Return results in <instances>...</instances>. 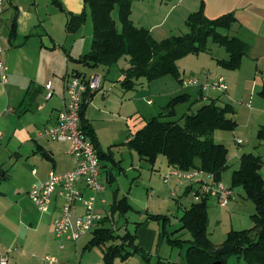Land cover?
Returning <instances> with one entry per match:
<instances>
[{
  "label": "rangeland",
  "instance_id": "obj_1",
  "mask_svg": "<svg viewBox=\"0 0 264 264\" xmlns=\"http://www.w3.org/2000/svg\"><path fill=\"white\" fill-rule=\"evenodd\" d=\"M20 1L27 6L33 3V0ZM57 2L59 5L54 0H37L39 15L42 21L46 22L44 26L53 39L46 37L52 52L47 53L43 62L45 65L48 64V70L53 68L56 70L54 77L58 78L56 82L58 87H61L59 83L61 85L62 74L66 69L69 72L76 70L84 74L86 78L93 73L101 78L102 88L97 91L94 101L90 103L87 118L97 137L98 149L110 153L114 159V162L106 158L101 161V165L106 166V169H110L113 174L111 183L102 180L105 188L102 193L106 202L105 209L110 215L114 202L116 204L123 201L131 207V210L126 211L125 214H119L118 211L112 214L117 232L122 234L125 229L133 232L135 223L147 213L166 217L167 232L169 234L174 232L171 235L173 238L179 237L184 241L181 245H173L164 239L160 251L157 255L151 254L149 262L136 255L126 261L116 260L114 264H156L158 258L167 260L171 264H182L187 241L191 240V236L184 230L177 231L180 228L179 218L184 209H188L197 199L192 193L185 194L184 186H177L174 181L168 183L163 181V176L168 171L163 156H159L151 165L140 160L138 154L126 144L131 134V129H128L129 124L135 131L142 121L146 122L151 117L157 116L167 105V101L160 102L162 96L160 94L157 96L158 100L154 101V107L147 104V98L143 100L135 95L143 90H148L151 94L150 88H154L161 81L147 83L140 79L138 84L141 83V85H137L134 90L125 91L119 80L123 75L121 70L128 67L127 58H121L109 68L87 67L75 62L90 49L92 23L89 8L83 4L82 0H57ZM200 4L201 0H135L132 4L131 20L148 29L155 40H162L172 35L186 33L185 21L188 15L199 8ZM81 11L85 12L83 25L76 32H67L64 24L67 14H79ZM112 16L117 22L115 12ZM250 22L257 25L255 20ZM8 26L9 21H6L2 27L1 35L5 38ZM117 27L119 28L118 22ZM233 30L222 33L236 35L232 33ZM258 33L252 30L248 33L249 37L244 38L249 45L252 44V48L256 46V51L260 55V67L257 69L252 60L244 59L245 63H241L242 67L240 65L236 71H224L216 61L226 58L227 54L222 47L211 41L208 42L207 52L180 58L177 61V67L180 76L183 77L181 86L190 94V101L175 108V118H164L165 120L178 119L184 113H194L201 105L208 103L198 98V86L184 84L188 79L199 78L200 82H204L202 70L208 71L213 76L224 78L228 87L227 93L208 90L204 95L206 98L216 100L218 105L230 104L235 114L228 117L233 118L237 123V127L232 132L215 131L213 134L214 142L228 149V168L222 173L220 182L232 190L234 195V200L231 198L227 206H221L215 199L208 198L207 233L213 247L221 245L231 230L249 229L253 225L251 215L255 211L254 205L245 200L241 187H232L231 174L238 169L239 157L243 153L260 156L264 163V141L257 137L258 129L261 126L264 127V98L259 95L264 85V52H261L264 44L261 43L263 38ZM237 35L242 37L241 34ZM1 44L3 45L2 42ZM250 57L253 58V56ZM166 78L175 83L170 77ZM214 79L209 77L207 82ZM135 114L139 115V121L134 117ZM239 139L243 142L241 146L236 145ZM109 172H106L108 176ZM174 191H176L175 197L171 196ZM28 197L19 202L13 201L11 204L4 201V206L0 207V221L16 229L14 238L18 244L17 252L14 251L15 253L9 255V264H46L44 261L46 256L58 259L59 264H102L99 248L91 250L85 248L91 233L85 234L77 242L64 243V248L61 249L59 241L52 233L49 234L46 231V226L38 233L30 231V225L23 223L22 220H26L28 214H38L39 211ZM47 212L41 214L45 216L43 219L45 223H47ZM242 262V259L230 255L226 258L225 264H241Z\"/></svg>",
  "mask_w": 264,
  "mask_h": 264
},
{
  "label": "trees",
  "instance_id": "obj_2",
  "mask_svg": "<svg viewBox=\"0 0 264 264\" xmlns=\"http://www.w3.org/2000/svg\"><path fill=\"white\" fill-rule=\"evenodd\" d=\"M57 5L59 3L54 0ZM134 0H82L87 5L92 23L91 45L89 51L77 58L75 62L87 67L104 66L109 68L121 58H127L128 67L122 69L120 85L125 91L134 90L140 79L147 83L164 76L173 77L179 84L182 79L177 67V61L186 55H198L207 52L208 42L222 47L226 59L217 60L222 69L236 71L243 58L248 54L249 44L242 38L223 34L236 23L235 14L230 12L217 18L209 19L205 16L202 2L199 8L188 15L185 21L186 33L172 35L162 40H155L148 29L132 22L131 11ZM116 13L117 22L113 18ZM85 12L67 14L65 30L76 32L83 25ZM69 58L68 55H66ZM83 76V74H73ZM96 93V92H95ZM91 94L90 98L95 94ZM264 98V85L259 92ZM190 96L181 94L171 98L163 112L148 119L144 126L133 133L126 142L127 147L133 149L140 160L153 165L159 156L165 158L171 168L201 170L211 174L220 181L222 173L228 168V149L213 140L215 131L232 132L236 121L228 117L234 115L230 104L218 105L216 100L210 99L201 105L194 113H184L175 118V108L188 102ZM88 103L83 104L80 113V126L88 136L101 160L106 158L114 162L110 153L98 149L97 137L84 118V110ZM257 137L264 141V127L258 129ZM264 163L260 156L243 153L239 157V167L231 174L232 187H241L245 200L253 203L255 211L251 215L252 227L244 230H231L224 242L213 247L207 233V201L208 197H201L193 202L188 209H184L179 218L180 228L191 236L184 252L182 264H225L226 258L235 255L242 259L241 264H264ZM4 176L0 173V179ZM109 183L112 179L109 177ZM185 189V194L190 193ZM131 207L123 203L114 202L111 214L103 217L97 228L92 231V237L85 248H99L102 254V264H114L116 260L126 261L135 255L149 262L147 254L138 246L135 234L128 231L120 234L118 230L106 226L112 220L114 211L125 214ZM149 219L159 221L165 227L166 217L152 215ZM169 233L163 237L173 245H181L184 241L173 238ZM156 264H171L167 260L158 258ZM240 264V263H238Z\"/></svg>",
  "mask_w": 264,
  "mask_h": 264
},
{
  "label": "crops",
  "instance_id": "obj_3",
  "mask_svg": "<svg viewBox=\"0 0 264 264\" xmlns=\"http://www.w3.org/2000/svg\"><path fill=\"white\" fill-rule=\"evenodd\" d=\"M201 2L207 18L214 19L232 12L237 19V23L234 25L235 28H231L234 29L232 33L236 34L234 36L241 34L242 37L240 38L245 40L249 37L248 33L255 30L263 38L261 43L264 44V0H201ZM37 8V0H33V3L28 6L20 0H5L2 12V27L6 21H9V26L6 38L3 37V45L1 44L3 47V60L7 67V82L3 84L0 81V173L4 176V178L0 179V207L4 206V201H7V204H11L13 201L19 202L21 199H27L26 196H28L29 189L33 185L44 183L49 172L66 173L73 170L76 165L74 158L69 154V142L51 141L38 135L42 129L56 122L58 112L61 110L65 99L64 85L67 78L73 74L80 73L76 70L69 72L66 69L65 73L62 74L61 85L59 83L61 87H58L56 83L58 78L54 77L56 70L54 68L48 70V64L45 65L43 62L44 58L47 57V53L52 52V47L47 42L46 37L50 39L52 37L46 30L44 26L46 22L42 21ZM250 20H255L257 25L251 23ZM135 24L139 25L138 23ZM249 46L248 54L243 58L242 64L245 63L244 59H250L253 61L252 63H255L254 67L257 69L260 67V55L256 51L255 45L253 48L251 47L252 44ZM261 52H264V48H262ZM250 56H253V58ZM94 75L98 74H89L88 78ZM83 77H85L84 74ZM166 77H170L177 84ZM180 77L183 80V77ZM157 80L161 82L154 88H150L151 94L148 90H143L135 93L136 97L143 100L147 98V104L154 107V101L158 100L157 96L159 94L162 95L161 103L168 102L171 98L181 94L190 96L189 93L185 92L181 84L169 75ZM48 82L53 95L47 99L45 85ZM101 88L102 86H100ZM95 94L84 110V118L87 122V114H89L87 111L90 103L94 101ZM152 96L155 97L153 98ZM204 97L206 98V96H201L198 90V98L207 102L211 99L209 97L203 99ZM148 101L152 103L149 104ZM134 117L139 121V115L135 114ZM144 124L145 121H142L135 131L130 128L131 125L129 124L128 129H131L130 136L141 129ZM101 161L102 159H99L101 168L100 182L103 184L102 180H105L109 183V177L111 179L113 177L112 171L108 169L111 171L109 172L106 166H102ZM167 169L169 170L168 166ZM106 172H109L110 175L108 176ZM76 187L83 196H90V191L86 189L82 182L78 183ZM102 193L97 196L95 204V213L99 214L101 219L109 216L104 206L106 202ZM232 200H234V195ZM59 206V200L52 202L51 207L47 210L48 212L46 211L48 213V215L46 214L47 223L43 222L45 217L41 215L43 212H40L35 206L39 211L38 214L30 213L28 216L25 214L28 218L26 220L23 219L22 222L30 225V231L34 233H38L41 228L44 229V226H46V231L54 235L53 221ZM82 214V206L77 205L71 216V222L73 223L75 217ZM150 216L152 215L147 213L141 216L140 221L135 223L133 232L125 229L135 234L138 246L148 257L151 254H158L165 239L163 234L168 233L166 226L163 227L157 220L149 219ZM107 225L116 229L113 224V218ZM92 231L88 232L91 233V237ZM14 237H16V229H12L8 224L0 221V251L7 253L9 263V255L14 251L17 252L18 244ZM67 242L59 241L60 245L61 243L63 244V248L64 243Z\"/></svg>",
  "mask_w": 264,
  "mask_h": 264
},
{
  "label": "built area",
  "instance_id": "obj_4",
  "mask_svg": "<svg viewBox=\"0 0 264 264\" xmlns=\"http://www.w3.org/2000/svg\"><path fill=\"white\" fill-rule=\"evenodd\" d=\"M4 4L5 0H0V81L3 84L7 82V67L3 60L1 45L4 40L1 35ZM201 74L205 79L204 82H200L199 78H191L184 84L198 86L201 96H204L208 90H216L223 94L228 92L222 76H213L206 70H202ZM209 77L215 79L207 82ZM99 89V75L89 78L72 75L67 78L64 85L65 99L56 122L42 129L38 134L51 141L69 142V154L76 164L73 170L66 173L49 172L44 183L33 185L28 191L29 199L40 212H46L53 201H60L53 221L54 235L60 242H77L82 236L95 229L101 220V216L95 213L97 196L105 190L99 179L101 169L99 158L94 145L80 126L83 104L89 103L90 95ZM45 90L46 98L52 97L53 91L49 82L45 85ZM148 103L151 102L148 101ZM242 144V140L236 141V145L241 146ZM163 181L166 183L174 181L177 186L190 188V193L195 195L197 201L204 196L215 199L221 206H227L233 197L232 190L215 180L211 174L197 169L184 171L171 168L163 176ZM80 182L90 191V196L85 197L78 191L76 185ZM175 192H172L171 196L175 197ZM77 205L82 206L83 214L76 216L72 223L71 216ZM60 248H63L62 243ZM44 261L46 264H59L58 259L51 256H46ZM0 264H9L6 252L0 251Z\"/></svg>",
  "mask_w": 264,
  "mask_h": 264
},
{
  "label": "water",
  "instance_id": "obj_5",
  "mask_svg": "<svg viewBox=\"0 0 264 264\" xmlns=\"http://www.w3.org/2000/svg\"><path fill=\"white\" fill-rule=\"evenodd\" d=\"M212 264H221L220 262H214V263H212Z\"/></svg>",
  "mask_w": 264,
  "mask_h": 264
}]
</instances>
